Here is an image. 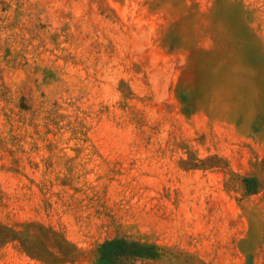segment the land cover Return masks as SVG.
<instances>
[{"label": "rangeland", "instance_id": "rangeland-1", "mask_svg": "<svg viewBox=\"0 0 264 264\" xmlns=\"http://www.w3.org/2000/svg\"><path fill=\"white\" fill-rule=\"evenodd\" d=\"M0 264H264V0H0Z\"/></svg>", "mask_w": 264, "mask_h": 264}, {"label": "trees", "instance_id": "trees-1", "mask_svg": "<svg viewBox=\"0 0 264 264\" xmlns=\"http://www.w3.org/2000/svg\"><path fill=\"white\" fill-rule=\"evenodd\" d=\"M5 228L7 229V232L5 234H1L0 241L1 240L2 241L3 240L6 241V240H9V239L10 240L11 239H16L18 231L15 230V229L9 228L7 226H5Z\"/></svg>", "mask_w": 264, "mask_h": 264}]
</instances>
